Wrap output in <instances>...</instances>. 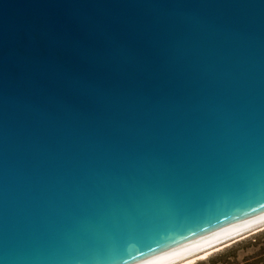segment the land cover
Wrapping results in <instances>:
<instances>
[{
  "label": "water",
  "instance_id": "obj_1",
  "mask_svg": "<svg viewBox=\"0 0 264 264\" xmlns=\"http://www.w3.org/2000/svg\"><path fill=\"white\" fill-rule=\"evenodd\" d=\"M264 198V0H0V264H100Z\"/></svg>",
  "mask_w": 264,
  "mask_h": 264
},
{
  "label": "bare ground",
  "instance_id": "obj_2",
  "mask_svg": "<svg viewBox=\"0 0 264 264\" xmlns=\"http://www.w3.org/2000/svg\"><path fill=\"white\" fill-rule=\"evenodd\" d=\"M264 229V198L100 264H193Z\"/></svg>",
  "mask_w": 264,
  "mask_h": 264
},
{
  "label": "rangeland",
  "instance_id": "obj_3",
  "mask_svg": "<svg viewBox=\"0 0 264 264\" xmlns=\"http://www.w3.org/2000/svg\"><path fill=\"white\" fill-rule=\"evenodd\" d=\"M193 264H264V229L219 248Z\"/></svg>",
  "mask_w": 264,
  "mask_h": 264
}]
</instances>
